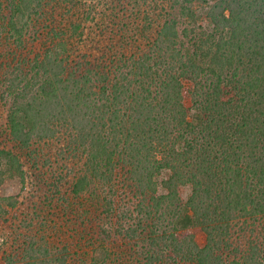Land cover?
Masks as SVG:
<instances>
[{
  "label": "trees",
  "instance_id": "16d2710c",
  "mask_svg": "<svg viewBox=\"0 0 264 264\" xmlns=\"http://www.w3.org/2000/svg\"><path fill=\"white\" fill-rule=\"evenodd\" d=\"M0 104V264H264V0H0Z\"/></svg>",
  "mask_w": 264,
  "mask_h": 264
},
{
  "label": "rangeland",
  "instance_id": "374dc122",
  "mask_svg": "<svg viewBox=\"0 0 264 264\" xmlns=\"http://www.w3.org/2000/svg\"><path fill=\"white\" fill-rule=\"evenodd\" d=\"M86 8V7H85ZM5 117H6V112L4 110V108L1 106L0 104V130L3 128H1V125L4 124L5 122ZM1 144V143H0ZM42 150H39V152H41ZM17 190V189H16ZM7 194H12V190L11 189H8ZM19 193V189L16 191L15 194H18ZM187 195V192L185 191L184 192V196ZM18 207L17 209L15 210V212L13 213V215H8L7 218L8 219H11V222H8V224L6 225H3V224H0L1 226H12L13 225V235L11 236V238H7V243L6 245H2L1 248H0V258L3 257V258H6L8 253H10L11 249H12V246L11 244H17L16 243V240H19V239H22L21 238V233L23 231V228H24V219L28 222V216L30 214V212L33 211V207H36V204L39 205V200L38 199H33V200H30V195L26 192L23 193V195H21L19 198H18ZM28 213V216L25 217ZM16 217V219H14ZM12 221H13V224H12ZM12 224V225H10ZM20 225V226H19ZM27 225V223L25 224V226ZM5 227V228H6ZM19 228V229H18ZM194 233L196 234L197 238H198V241L203 244L204 243V239H205V236L203 233H201L199 230H195ZM2 262V260L0 259V263Z\"/></svg>",
  "mask_w": 264,
  "mask_h": 264
}]
</instances>
